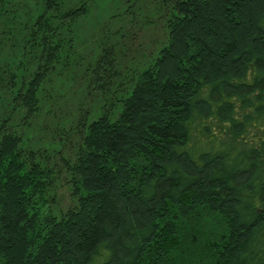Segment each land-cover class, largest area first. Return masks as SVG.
<instances>
[{
	"label": "trees",
	"instance_id": "obj_1",
	"mask_svg": "<svg viewBox=\"0 0 264 264\" xmlns=\"http://www.w3.org/2000/svg\"><path fill=\"white\" fill-rule=\"evenodd\" d=\"M41 5L30 29L41 63L15 98L22 91L28 110L90 8ZM3 10L0 38L17 14L8 24ZM169 10L167 42L127 79L116 118L83 126L70 167L79 206L67 217L43 210L46 180L1 125L0 264H264V0H170ZM106 50L98 83L113 78Z\"/></svg>",
	"mask_w": 264,
	"mask_h": 264
},
{
	"label": "rangeland",
	"instance_id": "obj_2",
	"mask_svg": "<svg viewBox=\"0 0 264 264\" xmlns=\"http://www.w3.org/2000/svg\"><path fill=\"white\" fill-rule=\"evenodd\" d=\"M43 1L11 0L0 8V13L8 7L16 11L5 17L8 24L17 13L12 28L7 31L5 24V32L1 31L0 127L3 124L5 132L19 137L20 161L27 167L34 164L46 180L43 210L65 218L79 206L70 167L80 150L83 126L101 114L116 118L121 107L116 98L124 88L125 94L129 92L127 79L131 77L132 84L135 74L151 65L167 42L170 0H91V4L88 0L90 8L78 23L69 51L60 52L62 56L41 77L36 102L28 110L22 91L41 63L30 29ZM59 1L65 9L87 0ZM107 47L112 48L113 78L98 83L93 65ZM13 73L18 75L15 79ZM203 250L193 245L191 253Z\"/></svg>",
	"mask_w": 264,
	"mask_h": 264
}]
</instances>
